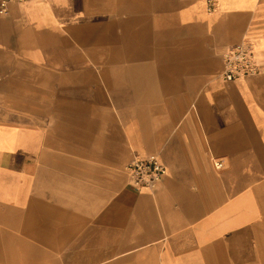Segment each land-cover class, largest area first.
Returning <instances> with one entry per match:
<instances>
[{
  "label": "crops",
  "instance_id": "crops-1",
  "mask_svg": "<svg viewBox=\"0 0 264 264\" xmlns=\"http://www.w3.org/2000/svg\"><path fill=\"white\" fill-rule=\"evenodd\" d=\"M243 39L261 69L225 81ZM0 264H264V0L11 2Z\"/></svg>",
  "mask_w": 264,
  "mask_h": 264
},
{
  "label": "built area",
  "instance_id": "built-area-1",
  "mask_svg": "<svg viewBox=\"0 0 264 264\" xmlns=\"http://www.w3.org/2000/svg\"><path fill=\"white\" fill-rule=\"evenodd\" d=\"M28 0H0V14L8 12L11 2L23 3ZM223 68L220 77L225 81L242 79L257 74L261 67L254 52L253 43L243 39L227 47L222 54ZM219 167L220 162H215ZM128 174V185L133 189L142 187L155 188L166 173V167L157 155L132 157L125 164Z\"/></svg>",
  "mask_w": 264,
  "mask_h": 264
}]
</instances>
